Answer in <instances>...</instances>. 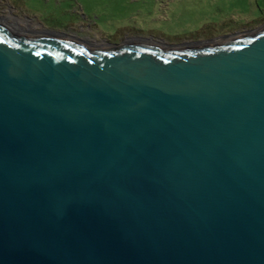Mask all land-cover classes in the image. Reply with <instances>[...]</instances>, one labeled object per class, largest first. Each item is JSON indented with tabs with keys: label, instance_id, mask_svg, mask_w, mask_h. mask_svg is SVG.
I'll return each mask as SVG.
<instances>
[{
	"label": "water",
	"instance_id": "95a60500",
	"mask_svg": "<svg viewBox=\"0 0 264 264\" xmlns=\"http://www.w3.org/2000/svg\"><path fill=\"white\" fill-rule=\"evenodd\" d=\"M0 264H264V27L92 47L0 22Z\"/></svg>",
	"mask_w": 264,
	"mask_h": 264
},
{
	"label": "rangeland",
	"instance_id": "374dc122",
	"mask_svg": "<svg viewBox=\"0 0 264 264\" xmlns=\"http://www.w3.org/2000/svg\"><path fill=\"white\" fill-rule=\"evenodd\" d=\"M15 32L65 35L92 47L205 42L264 27V0H0Z\"/></svg>",
	"mask_w": 264,
	"mask_h": 264
}]
</instances>
